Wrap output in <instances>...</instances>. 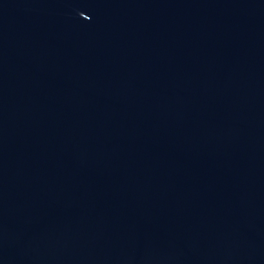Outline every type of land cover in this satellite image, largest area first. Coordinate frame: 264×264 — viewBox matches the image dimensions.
Masks as SVG:
<instances>
[{"label":"water","instance_id":"water-1","mask_svg":"<svg viewBox=\"0 0 264 264\" xmlns=\"http://www.w3.org/2000/svg\"><path fill=\"white\" fill-rule=\"evenodd\" d=\"M0 264H264V0H0Z\"/></svg>","mask_w":264,"mask_h":264}]
</instances>
